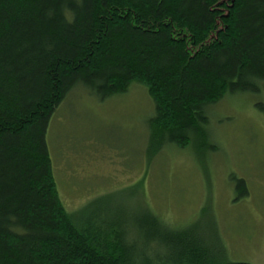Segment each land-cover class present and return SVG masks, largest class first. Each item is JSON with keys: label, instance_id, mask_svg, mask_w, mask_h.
Wrapping results in <instances>:
<instances>
[{"label": "trees", "instance_id": "obj_1", "mask_svg": "<svg viewBox=\"0 0 264 264\" xmlns=\"http://www.w3.org/2000/svg\"><path fill=\"white\" fill-rule=\"evenodd\" d=\"M133 82L154 104L147 159L202 144L210 104L264 84V0H0V264H249L197 221L65 208L46 139L56 108L77 86L103 102Z\"/></svg>", "mask_w": 264, "mask_h": 264}, {"label": "rangeland", "instance_id": "obj_2", "mask_svg": "<svg viewBox=\"0 0 264 264\" xmlns=\"http://www.w3.org/2000/svg\"><path fill=\"white\" fill-rule=\"evenodd\" d=\"M256 102L264 103V84L257 93H227L207 108L202 144L165 145L147 159L154 104L146 89L133 82L102 102L77 86L46 135L62 203L71 213L89 208L86 216L143 205L175 228L197 221L228 261L264 264V113ZM240 178L247 194L238 198Z\"/></svg>", "mask_w": 264, "mask_h": 264}]
</instances>
